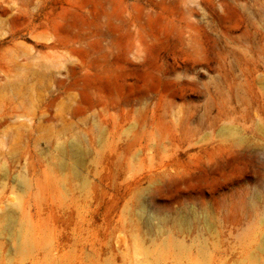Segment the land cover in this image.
I'll return each mask as SVG.
<instances>
[{
    "label": "rangeland",
    "instance_id": "obj_1",
    "mask_svg": "<svg viewBox=\"0 0 264 264\" xmlns=\"http://www.w3.org/2000/svg\"><path fill=\"white\" fill-rule=\"evenodd\" d=\"M0 264H264V0H0Z\"/></svg>",
    "mask_w": 264,
    "mask_h": 264
}]
</instances>
